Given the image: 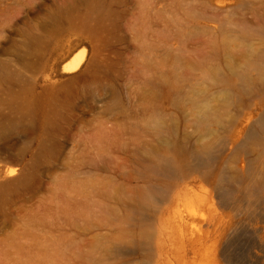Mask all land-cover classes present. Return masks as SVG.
<instances>
[{"label":"rangeland","instance_id":"1","mask_svg":"<svg viewBox=\"0 0 264 264\" xmlns=\"http://www.w3.org/2000/svg\"><path fill=\"white\" fill-rule=\"evenodd\" d=\"M20 172L0 264H264V0H0Z\"/></svg>","mask_w":264,"mask_h":264},{"label":"bare ground","instance_id":"2","mask_svg":"<svg viewBox=\"0 0 264 264\" xmlns=\"http://www.w3.org/2000/svg\"><path fill=\"white\" fill-rule=\"evenodd\" d=\"M82 57H83V52H80L79 54L76 53L70 60L66 61L63 64V70L67 72H71L77 69L81 63ZM14 172L15 169H10L8 175H12L14 174Z\"/></svg>","mask_w":264,"mask_h":264},{"label":"water","instance_id":"3","mask_svg":"<svg viewBox=\"0 0 264 264\" xmlns=\"http://www.w3.org/2000/svg\"><path fill=\"white\" fill-rule=\"evenodd\" d=\"M21 176H22V172H20V173H19L17 176H15V177H11V178H8V179H6V180H4V181H1V182H0V185H6V184H9V183L15 182V181L19 180V179L21 178Z\"/></svg>","mask_w":264,"mask_h":264}]
</instances>
